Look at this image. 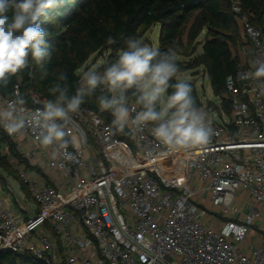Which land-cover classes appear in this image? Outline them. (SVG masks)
<instances>
[{"label": "built area", "instance_id": "obj_1", "mask_svg": "<svg viewBox=\"0 0 264 264\" xmlns=\"http://www.w3.org/2000/svg\"><path fill=\"white\" fill-rule=\"evenodd\" d=\"M232 10L247 59L227 78L229 112L219 97L199 107L214 130L208 144L168 152L150 126L126 127L122 139L87 106L65 127L72 160L63 151L53 158L31 129L15 138L0 127L21 155L9 159L14 175H4L12 186L0 197L1 250L45 264H264V78H241L264 60V34L240 0ZM110 53L93 55L78 74L103 73ZM30 94L25 107L42 109L47 99Z\"/></svg>", "mask_w": 264, "mask_h": 264}, {"label": "clouds", "instance_id": "obj_2", "mask_svg": "<svg viewBox=\"0 0 264 264\" xmlns=\"http://www.w3.org/2000/svg\"><path fill=\"white\" fill-rule=\"evenodd\" d=\"M56 5L57 0H0V88H7L11 77L29 66V57L41 68L50 58L48 32L40 21ZM254 67L241 78H264V60L255 61ZM66 81V74L58 73L48 89L53 99L35 111L25 107L18 91L15 98H0V127L15 138H23L31 129L40 147L52 149L53 158L63 151L65 159L72 160L65 139L69 116L80 110L85 97L103 87L109 95H100L98 104L113 117L110 135L126 127L137 133L150 126L159 145L180 152L208 144L214 134L208 113L197 107L190 83L180 75L176 53L161 52L138 38H130L103 73L95 67L83 71L74 94L70 95Z\"/></svg>", "mask_w": 264, "mask_h": 264}, {"label": "trees", "instance_id": "obj_3", "mask_svg": "<svg viewBox=\"0 0 264 264\" xmlns=\"http://www.w3.org/2000/svg\"><path fill=\"white\" fill-rule=\"evenodd\" d=\"M240 3L244 10L252 13V22L264 34V0H240ZM195 14L197 16L190 27V38L195 39L202 30H206L202 42L203 52L197 57L198 65L204 66L213 94L223 100V108L229 112L230 103L224 97L227 78L237 75L240 65L247 59L242 61L232 51V46L237 43L240 26L232 10V0H57V5L49 9L40 21L48 32L46 39L50 58L41 68L29 57V66L11 77L7 88H0V94H12L18 85L20 96L27 103L31 101V91L47 100L53 99L48 89L60 72L66 74L69 93L74 94L80 81L78 70L90 57L97 54L94 59L99 58L110 50V65L118 58V53L126 48L130 38H136L140 31L154 25L160 27L157 49L161 52L171 50L178 55L179 48L183 46L182 36L186 24ZM177 64L180 71L185 69L178 58ZM45 72L47 75H44ZM172 82L175 83V79ZM190 85L196 105L201 107L203 101L195 85ZM171 92L169 88L168 93ZM102 94L109 95L102 88L97 89L93 95L85 97L81 106L95 110L111 124V112L101 111L98 104V97ZM213 103L212 100L208 101V105ZM117 136L125 138L120 132H117ZM0 144L3 145H0V170L14 175L9 159L21 158V155L15 143L3 132H0ZM6 146L7 154L3 153ZM0 264L45 263L30 252L0 249Z\"/></svg>", "mask_w": 264, "mask_h": 264}, {"label": "rangeland", "instance_id": "obj_4", "mask_svg": "<svg viewBox=\"0 0 264 264\" xmlns=\"http://www.w3.org/2000/svg\"><path fill=\"white\" fill-rule=\"evenodd\" d=\"M196 16L197 14H195L187 22L182 36L183 46L179 48L180 54L176 56L183 63V67L185 68L183 71H180V75L185 78L188 83L195 85L198 94L201 100L203 101V106H207L209 100L217 101L218 98L213 94L204 66L198 65L199 63L197 57L203 52L202 42L205 40L206 30H202L199 36L195 39H191L189 35L190 27L194 22ZM239 27L241 28V26ZM239 27L237 43L236 45L232 46V51L235 55H238L242 61L245 62V59L247 57V39L243 36V32ZM140 32L141 33H139L136 38L142 40L145 44L149 45L150 47H158L160 34L159 25H154ZM4 175H6L5 171L0 170V182L3 183V187L7 192L9 187H11L12 185L11 183H6V180L4 179V177H2ZM12 192L13 191H11V193ZM30 201L31 197L28 196L26 203H29ZM259 224L260 222L257 224V226H259Z\"/></svg>", "mask_w": 264, "mask_h": 264}, {"label": "crops", "instance_id": "obj_5", "mask_svg": "<svg viewBox=\"0 0 264 264\" xmlns=\"http://www.w3.org/2000/svg\"><path fill=\"white\" fill-rule=\"evenodd\" d=\"M4 179L6 180V178L4 177ZM1 196H3V197H6V191H5V189H4V187H3V183L2 182H0V197ZM18 211H20L21 210V212L22 213H25L22 209H17Z\"/></svg>", "mask_w": 264, "mask_h": 264}]
</instances>
